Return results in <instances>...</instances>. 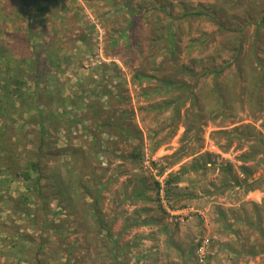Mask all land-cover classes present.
<instances>
[{
    "label": "rangeland",
    "instance_id": "rangeland-1",
    "mask_svg": "<svg viewBox=\"0 0 264 264\" xmlns=\"http://www.w3.org/2000/svg\"><path fill=\"white\" fill-rule=\"evenodd\" d=\"M202 245L264 264V0H0V264Z\"/></svg>",
    "mask_w": 264,
    "mask_h": 264
},
{
    "label": "built area",
    "instance_id": "built-area-1",
    "mask_svg": "<svg viewBox=\"0 0 264 264\" xmlns=\"http://www.w3.org/2000/svg\"><path fill=\"white\" fill-rule=\"evenodd\" d=\"M197 263L198 264H207L205 260V247L202 245L197 251Z\"/></svg>",
    "mask_w": 264,
    "mask_h": 264
},
{
    "label": "trees",
    "instance_id": "trees-1",
    "mask_svg": "<svg viewBox=\"0 0 264 264\" xmlns=\"http://www.w3.org/2000/svg\"><path fill=\"white\" fill-rule=\"evenodd\" d=\"M32 168L33 169H35V166L34 165H32ZM229 168H230V166H229ZM231 169V168H230ZM229 169V170H230ZM241 170H244V168L243 167H241ZM185 171H187V169H183L182 171H181V173H183V172H185ZM174 177H175V180L177 179L178 180V175H174ZM168 181H170L169 179L167 180V182L166 183H168ZM16 206H18V205H16ZM22 212V211H21Z\"/></svg>",
    "mask_w": 264,
    "mask_h": 264
}]
</instances>
